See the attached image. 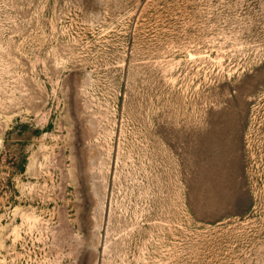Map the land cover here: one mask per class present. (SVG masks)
Listing matches in <instances>:
<instances>
[{
	"label": "rangeland",
	"instance_id": "1",
	"mask_svg": "<svg viewBox=\"0 0 264 264\" xmlns=\"http://www.w3.org/2000/svg\"><path fill=\"white\" fill-rule=\"evenodd\" d=\"M0 264H264V0H0Z\"/></svg>",
	"mask_w": 264,
	"mask_h": 264
}]
</instances>
